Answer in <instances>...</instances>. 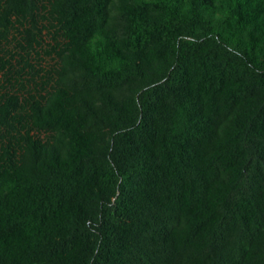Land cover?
Masks as SVG:
<instances>
[{"label": "trees", "instance_id": "trees-1", "mask_svg": "<svg viewBox=\"0 0 264 264\" xmlns=\"http://www.w3.org/2000/svg\"><path fill=\"white\" fill-rule=\"evenodd\" d=\"M0 264H264V0H0Z\"/></svg>", "mask_w": 264, "mask_h": 264}]
</instances>
